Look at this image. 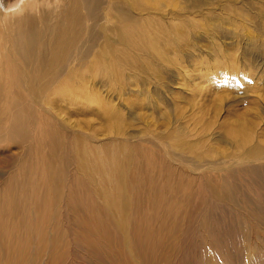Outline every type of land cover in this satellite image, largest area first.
I'll use <instances>...</instances> for the list:
<instances>
[{
  "label": "rangeland",
  "instance_id": "1",
  "mask_svg": "<svg viewBox=\"0 0 264 264\" xmlns=\"http://www.w3.org/2000/svg\"><path fill=\"white\" fill-rule=\"evenodd\" d=\"M22 1L0 0V264H264V0H111L146 41L109 5L115 41L35 93Z\"/></svg>",
  "mask_w": 264,
  "mask_h": 264
},
{
  "label": "bare ground",
  "instance_id": "2",
  "mask_svg": "<svg viewBox=\"0 0 264 264\" xmlns=\"http://www.w3.org/2000/svg\"><path fill=\"white\" fill-rule=\"evenodd\" d=\"M64 1L65 4L60 6L64 10L58 13L55 19L52 17L51 21H49L50 11H56L58 9L55 3L51 4L48 0H39V16L36 14L38 10L33 7L35 5L34 0H23L19 4L23 6L21 10L18 9L19 11L17 13H19V15L16 17V21L21 22L23 26L25 25L24 27L26 30L23 31L22 28L19 27L18 32L12 40L10 37L8 41V43H10L9 51L14 54V56L16 55V57L18 56L23 59L25 62L21 59L20 62L25 64V66H35L34 69L30 70V74L25 73L30 75V77L28 78L27 76L26 79H22L27 82V85L29 84L31 86V91L34 93L35 87L38 84H44L45 88L51 82L58 81L61 77L65 78V70L71 67L75 61L80 60L83 46L85 54H87V52L96 45L100 36L105 35L107 45H111L115 41L111 35L102 33L103 30L107 28H104L102 21H110L115 18L114 14L108 13L109 10L105 12L103 10L109 5L110 7H114L120 15L123 26L121 29H117L115 33L117 38L124 42L126 47H136L133 43V38L135 37H138L143 43L146 41V37L140 34L137 28L131 26L132 17L129 11L118 5L111 6V0L109 1L110 3L108 2L109 4L105 6V0ZM56 3H58V1H56ZM95 8L97 12H95ZM2 10L3 7L0 6L1 14L3 13ZM23 11L25 12L22 13ZM88 18L93 19L94 22L92 24L88 23L86 20ZM109 29H111V27H109ZM82 36L83 45L81 43ZM5 47L7 48V45H5ZM76 54H79V56H76ZM3 57L4 56H0V62ZM50 67L54 68V71L50 72ZM67 81L68 83L65 88L66 93L75 94L81 88V84L78 82V76H76V79L73 81ZM9 111L14 114L15 117L12 118L11 127H8V129L16 128L17 130L21 122L16 119V116L20 114L22 108L18 104H14V107L10 108ZM241 128H243V133L247 137V134H249L248 129L242 126Z\"/></svg>",
  "mask_w": 264,
  "mask_h": 264
}]
</instances>
